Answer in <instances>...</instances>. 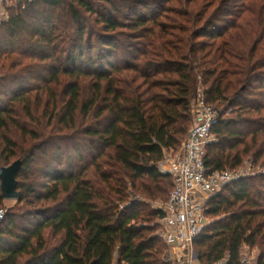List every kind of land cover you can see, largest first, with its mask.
Masks as SVG:
<instances>
[{
	"label": "trees",
	"instance_id": "16d2710c",
	"mask_svg": "<svg viewBox=\"0 0 264 264\" xmlns=\"http://www.w3.org/2000/svg\"><path fill=\"white\" fill-rule=\"evenodd\" d=\"M200 84L220 113L207 166L261 170L210 198L196 251L242 264L248 245L264 264V0L13 9L0 26V167H22L0 264H170L162 211L149 202L174 188L158 163L185 140Z\"/></svg>",
	"mask_w": 264,
	"mask_h": 264
},
{
	"label": "built area",
	"instance_id": "2783aa9c",
	"mask_svg": "<svg viewBox=\"0 0 264 264\" xmlns=\"http://www.w3.org/2000/svg\"><path fill=\"white\" fill-rule=\"evenodd\" d=\"M33 0H0V26L10 20L11 11ZM193 124L178 150L165 149L158 163L162 173L174 181L167 200L159 204L162 211L160 235L168 246L164 258L170 264H223L201 262L195 248L196 238L209 223L207 216L210 198L228 183L255 175L260 168L250 160L237 169L211 170L207 166L209 145L218 140L215 127L220 113L215 104L207 103L200 90L192 103ZM6 210L0 209V224ZM258 252L243 246L242 264H258Z\"/></svg>",
	"mask_w": 264,
	"mask_h": 264
},
{
	"label": "water",
	"instance_id": "95a60500",
	"mask_svg": "<svg viewBox=\"0 0 264 264\" xmlns=\"http://www.w3.org/2000/svg\"><path fill=\"white\" fill-rule=\"evenodd\" d=\"M22 167V160L18 159L9 166L0 167L1 192L4 199H18L17 174Z\"/></svg>",
	"mask_w": 264,
	"mask_h": 264
},
{
	"label": "rangeland",
	"instance_id": "374dc122",
	"mask_svg": "<svg viewBox=\"0 0 264 264\" xmlns=\"http://www.w3.org/2000/svg\"><path fill=\"white\" fill-rule=\"evenodd\" d=\"M200 90H204L203 85H201V84H200V86L198 87V90H197V94H196V96L198 95V93H199ZM196 96L193 98V100L196 98ZM193 100H192V103H193ZM19 112H20V114L22 113L21 110H20ZM41 112H42L41 110H39V111L36 110V111L34 112V114H35V116H41ZM19 116H20V115H19ZM47 118H49V116H47ZM25 119H26V118H25ZM19 120H20L21 122H23V119H22L21 117H19ZM10 135H11L12 138H14L15 140H17L20 144L22 143V140H21V130H19L18 128L13 129V130L11 131ZM13 159H14V158H12L11 161H13ZM246 160H247V159H246ZM246 160H245V161H246ZM255 166H256V168H258L257 165H255ZM164 201H165L164 199H157V200H154V201H150V202H149L150 208H155V209H157L158 206H159V204H161V203L164 202ZM16 202H17L16 199H5V201H4L3 205L1 206V208H3L4 210L8 211V210H10V208H12V207H14V206L16 205ZM254 250H255L256 252H258L257 249H254Z\"/></svg>",
	"mask_w": 264,
	"mask_h": 264
}]
</instances>
